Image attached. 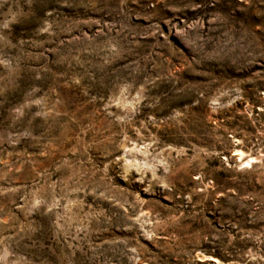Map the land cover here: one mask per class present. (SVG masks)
I'll use <instances>...</instances> for the list:
<instances>
[{
  "label": "rangeland",
  "instance_id": "obj_1",
  "mask_svg": "<svg viewBox=\"0 0 264 264\" xmlns=\"http://www.w3.org/2000/svg\"><path fill=\"white\" fill-rule=\"evenodd\" d=\"M0 264H264V0H0Z\"/></svg>",
  "mask_w": 264,
  "mask_h": 264
},
{
  "label": "bare ground",
  "instance_id": "obj_2",
  "mask_svg": "<svg viewBox=\"0 0 264 264\" xmlns=\"http://www.w3.org/2000/svg\"><path fill=\"white\" fill-rule=\"evenodd\" d=\"M235 155H236V157L238 158L239 161L244 160L242 162V166L243 167H248L249 168L251 166V164L255 162L254 158H251V157L250 158H246L244 152L237 151V153Z\"/></svg>",
  "mask_w": 264,
  "mask_h": 264
}]
</instances>
